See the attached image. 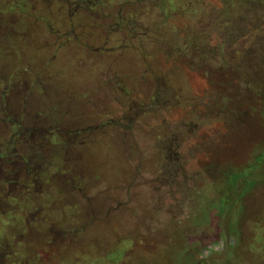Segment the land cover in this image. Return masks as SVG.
Wrapping results in <instances>:
<instances>
[{"label":"rangeland","instance_id":"obj_1","mask_svg":"<svg viewBox=\"0 0 264 264\" xmlns=\"http://www.w3.org/2000/svg\"><path fill=\"white\" fill-rule=\"evenodd\" d=\"M238 3L0 0V264H264V1Z\"/></svg>","mask_w":264,"mask_h":264},{"label":"trees","instance_id":"obj_2","mask_svg":"<svg viewBox=\"0 0 264 264\" xmlns=\"http://www.w3.org/2000/svg\"><path fill=\"white\" fill-rule=\"evenodd\" d=\"M231 1H235V0H223V2H224V4L225 3H231ZM237 1H239V3L238 4H240V3H242V2H250L251 3V5H253V7H255L257 4H259V3H261L262 2V0H237ZM264 1V0H263ZM253 9V8H252ZM252 9H249V11H248V9H246V14H245V16L244 17H242L243 19L245 18L246 19V21H253L254 22V17L255 18H259L260 17V15H263V18H264V8L263 7H255L254 9H256L254 12H252ZM221 10L223 11V12H227V10H225V6H223L222 8H221ZM214 20L217 22V21H220L219 20V18H218V16H216L215 18H214ZM192 40V39H191ZM189 41V40H188ZM187 41V42H188ZM194 41H191L190 43H192L191 44V46H194V44L195 43H193ZM263 50H264V48H263ZM178 63H180V62H178ZM193 69H195V68H193ZM219 70H222L221 68L219 69ZM225 71V70H224ZM222 72V71H221ZM261 176V175H260ZM250 177H252L251 178V180H249L248 179V177H244L243 179H245V187L244 188H246L247 190H245V191H241V193H239L240 194V196H242L241 194H245V193H248V191L249 190H251L254 186H256V182H258V181H260V180H262V181H264V174L260 177V178H258L256 175H255V173L253 172L252 174H251V176ZM249 177V178H250ZM239 196V197H240ZM241 209V212L242 213H244V212H250V213H252V210H255V208H254V206H252V205H250V208L249 207H244V208H240ZM248 210V211H247Z\"/></svg>","mask_w":264,"mask_h":264}]
</instances>
